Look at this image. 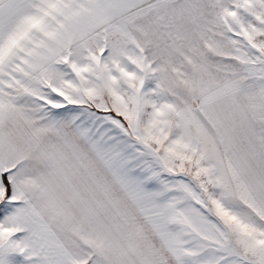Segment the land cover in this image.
Returning a JSON list of instances; mask_svg holds the SVG:
<instances>
[{
	"label": "snow or ice",
	"instance_id": "snow-or-ice-1",
	"mask_svg": "<svg viewBox=\"0 0 264 264\" xmlns=\"http://www.w3.org/2000/svg\"><path fill=\"white\" fill-rule=\"evenodd\" d=\"M0 264H264V0H0Z\"/></svg>",
	"mask_w": 264,
	"mask_h": 264
}]
</instances>
